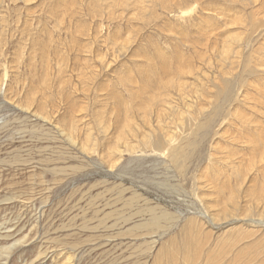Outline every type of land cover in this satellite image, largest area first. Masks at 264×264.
<instances>
[{"label": "rangeland", "instance_id": "rangeland-1", "mask_svg": "<svg viewBox=\"0 0 264 264\" xmlns=\"http://www.w3.org/2000/svg\"><path fill=\"white\" fill-rule=\"evenodd\" d=\"M262 206L264 0H0V264H264Z\"/></svg>", "mask_w": 264, "mask_h": 264}, {"label": "bare ground", "instance_id": "bare-ground-1", "mask_svg": "<svg viewBox=\"0 0 264 264\" xmlns=\"http://www.w3.org/2000/svg\"><path fill=\"white\" fill-rule=\"evenodd\" d=\"M126 1V0H125ZM129 2V1H128ZM144 9V8H143ZM175 87V86H174ZM180 87V86H179ZM163 88H171V89H173V84L170 82V83H168L167 85H163ZM164 92V91H163ZM179 93H181V92H179ZM182 94V93H181ZM180 94V95H181ZM157 101V98L155 97V96H153V97H151L150 99H149V102H150V104H153V103H155ZM155 145H157V144H155ZM151 147H152V145H151ZM154 147H156V148H159L160 149V151H162V150H164L165 149V147L164 146H162V145H157V146H154ZM175 147V146H174ZM174 147H172L171 148V152L172 151H174V150H176V149H178V148H176V149H174ZM178 147V146H177ZM129 148V147H128ZM169 150V149H168ZM250 165V164H249ZM235 196H236V194H235ZM234 196V197H235ZM263 199V198H262ZM232 200H233V197H230L229 198V202H228V204L225 206V208H224V210H223V213H226L227 215H229V216H231L232 214H234V213H236V212H234L233 213V211H234V209H236V206H234V205H232L231 206V209H229L228 208V206H230L229 205V203H231L232 202ZM235 200V199H234ZM253 201V200H252ZM256 202H258V201H256ZM262 202V201H261ZM235 203V202H234ZM258 204V203H257ZM239 207V206H238ZM257 207V206H256ZM258 208V207H257ZM256 208V209H257ZM261 208H264L263 206L261 207ZM237 210V209H236ZM238 212V211H237ZM237 214H239V213H237ZM259 217V216H258ZM22 232V231H21ZM190 238V237H189ZM186 242V241H185ZM165 243V242H164ZM188 244H189V242L186 244V246H188ZM13 245V244H12ZM186 246H182V247H184V248H187ZM193 246V245H192ZM203 247V246H202ZM187 250H189L188 248H187ZM186 254V256H187V254L189 255V259H193L197 254H198V245H196L195 247H194V251H191V253L189 254L188 253V251H186L185 252ZM217 253V252H216ZM239 257V256H238ZM242 257V256H241ZM182 258V257H181ZM170 259V258H169ZM187 259V258H186ZM240 259H242V258H240ZM172 260V259H171ZM170 261V260H169ZM237 262L239 263V260H237ZM248 262H249V260H248ZM240 264V263H239ZM247 264V263H246ZM263 264V263H262Z\"/></svg>", "mask_w": 264, "mask_h": 264}]
</instances>
